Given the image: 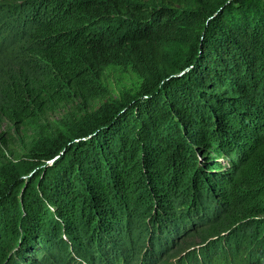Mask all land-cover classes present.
<instances>
[{
	"label": "trees",
	"instance_id": "16d2710c",
	"mask_svg": "<svg viewBox=\"0 0 264 264\" xmlns=\"http://www.w3.org/2000/svg\"><path fill=\"white\" fill-rule=\"evenodd\" d=\"M31 263L264 264V0H0V264Z\"/></svg>",
	"mask_w": 264,
	"mask_h": 264
},
{
	"label": "rangeland",
	"instance_id": "374dc122",
	"mask_svg": "<svg viewBox=\"0 0 264 264\" xmlns=\"http://www.w3.org/2000/svg\"><path fill=\"white\" fill-rule=\"evenodd\" d=\"M103 81L110 87L111 91L115 95H117L122 88H127L130 85L129 78L127 77V75L117 70L107 71L103 77Z\"/></svg>",
	"mask_w": 264,
	"mask_h": 264
}]
</instances>
